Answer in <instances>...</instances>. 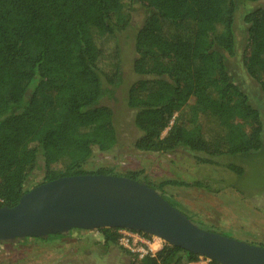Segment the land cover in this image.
<instances>
[{
	"label": "trees",
	"instance_id": "1",
	"mask_svg": "<svg viewBox=\"0 0 264 264\" xmlns=\"http://www.w3.org/2000/svg\"><path fill=\"white\" fill-rule=\"evenodd\" d=\"M243 1L256 6L243 16L239 64L264 97V0ZM133 2L148 11L134 37L138 79L125 97L139 132L133 147L151 153L183 147L210 164L225 158L223 167L237 176L245 172L237 157L264 148L262 113L227 67L236 53V0H0V207L40 184L26 185L38 167L41 183L112 174L83 165L94 150L111 152L118 143L113 109L102 101L122 82L115 29L129 24ZM123 176L141 181L136 172ZM145 183L169 198L161 190L169 181ZM117 229L95 230L110 246L118 244ZM123 252L128 264L200 258L169 244L141 259Z\"/></svg>",
	"mask_w": 264,
	"mask_h": 264
},
{
	"label": "rangeland",
	"instance_id": "2",
	"mask_svg": "<svg viewBox=\"0 0 264 264\" xmlns=\"http://www.w3.org/2000/svg\"><path fill=\"white\" fill-rule=\"evenodd\" d=\"M236 2V53L227 60V67L234 82L249 96V102L260 110L264 122V97L259 85L245 75L239 64L245 36L243 16L256 4L250 5L243 0ZM130 10L129 24L115 29L122 82L115 88L113 98L102 101L113 109L118 143L111 152L94 150L84 163V170L105 168L121 176L136 172L141 181L154 186L169 181L161 190L179 204L165 199L193 224L264 248V148L256 154L237 157L245 167V172L237 176L223 167L225 158H215L216 163L210 164L199 161L183 147L165 153L144 152L133 147L139 132L133 125V113L126 107L125 97L128 86L138 79L132 68L134 37L148 11L135 2ZM42 172L43 167L35 168L26 185L41 183ZM195 182L201 185L196 186ZM129 261L130 256L119 244L105 245L98 230L73 229L52 238L0 242V264H128ZM207 263L208 260L199 258L193 264Z\"/></svg>",
	"mask_w": 264,
	"mask_h": 264
},
{
	"label": "water",
	"instance_id": "3",
	"mask_svg": "<svg viewBox=\"0 0 264 264\" xmlns=\"http://www.w3.org/2000/svg\"><path fill=\"white\" fill-rule=\"evenodd\" d=\"M105 227L156 235L218 264H264L263 247L201 229L158 190L126 176H62L0 207V241Z\"/></svg>",
	"mask_w": 264,
	"mask_h": 264
},
{
	"label": "built area",
	"instance_id": "4",
	"mask_svg": "<svg viewBox=\"0 0 264 264\" xmlns=\"http://www.w3.org/2000/svg\"><path fill=\"white\" fill-rule=\"evenodd\" d=\"M117 234L118 244L137 259L154 256L158 250L168 244L156 235L129 228H118ZM200 258L208 260V258L202 256Z\"/></svg>",
	"mask_w": 264,
	"mask_h": 264
}]
</instances>
